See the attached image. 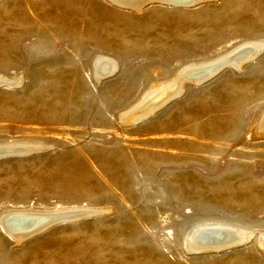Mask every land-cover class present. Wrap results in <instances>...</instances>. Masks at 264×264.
Returning <instances> with one entry per match:
<instances>
[{"label": "rangeland", "instance_id": "1", "mask_svg": "<svg viewBox=\"0 0 264 264\" xmlns=\"http://www.w3.org/2000/svg\"><path fill=\"white\" fill-rule=\"evenodd\" d=\"M145 2L0 0V144L36 148L0 158V216L93 214L25 239L0 225V264H264V48L230 60L264 41V0ZM215 59L159 110L122 119ZM206 221L242 228L239 244L190 251Z\"/></svg>", "mask_w": 264, "mask_h": 264}, {"label": "bare ground", "instance_id": "2", "mask_svg": "<svg viewBox=\"0 0 264 264\" xmlns=\"http://www.w3.org/2000/svg\"><path fill=\"white\" fill-rule=\"evenodd\" d=\"M112 1L123 7L138 8L139 6L141 7L143 4H145L146 3L145 1L148 0H112ZM156 1L167 2V3H182V4L188 2V4L194 5V3L198 4L203 0H188V1L187 0L186 1L156 0ZM189 6L190 5H188L187 7ZM262 48H264V41L259 42L256 45L249 46L245 48V50L239 49V51H235V53H233L234 52L233 50L232 53L230 52L233 56L231 57V59L228 56V59H230L233 62L241 59L243 60L244 58H246V56L252 55L253 53L255 54L256 51ZM218 59L210 60L208 62H205L204 64L193 63L191 66H187L185 69H183L182 73L180 72L179 75L175 77L174 80L172 81L168 80L169 82L167 83L157 82V84L151 87V89L146 93V95L142 98V100L136 106H134V108H131L124 114L125 117H123L122 119H124L125 123H127L128 121L130 122L139 119L142 115L149 113L152 114L155 110L163 106L169 100H172L173 97L177 95L175 94V90L177 89L179 83L180 84L182 83L181 85H184L185 81L190 79H193L194 81L201 80L205 73H208L210 76V73L212 74L213 72H215V70L219 69L218 65H220V62L218 61ZM96 64H97L96 67L98 68L97 70L99 72V70H103V71L104 69L108 70L110 67H112L113 63L112 61L106 58H100L99 60L96 61ZM34 148L35 147H33L32 145L24 142L0 144V154H5L6 152H10V151L25 152L29 150H34ZM43 148H46V146H44ZM90 209L89 208L88 209L69 208L65 210H15L14 209L10 211H5L3 213L1 212L2 215L0 216V221L2 222L4 227H9L11 231L14 232L13 234L15 238L25 239L27 237L33 236L36 232H38L39 230L38 227H42V226L45 227V225L48 226L53 221H56L54 220V218H56V215L72 212L75 215L74 217H78V216L82 217V213L85 212L84 215L86 216L88 214L87 210ZM241 229L242 228L231 223H225V222L218 223V222L206 221L195 225L193 228L191 227L188 236L186 235L187 236L186 241L189 244L190 251L193 252L195 251L200 252L208 248L225 249L239 244L241 240V236H240V233L242 232ZM260 234H261L260 245L264 249V233H260ZM244 235L251 236L252 232L247 230V232H244Z\"/></svg>", "mask_w": 264, "mask_h": 264}, {"label": "water", "instance_id": "3", "mask_svg": "<svg viewBox=\"0 0 264 264\" xmlns=\"http://www.w3.org/2000/svg\"><path fill=\"white\" fill-rule=\"evenodd\" d=\"M186 1V0H185ZM188 1V0H187ZM167 3V2H165ZM170 4H176V5H183V6H188V5H191V4H188V2L186 3H170ZM193 4V3H192ZM195 4V3H194ZM3 83V84H2ZM1 83V86L3 85H11V84H6V82H2ZM25 154H30L29 151H25V152H18V151H10V152H6L5 154H0V158H5V157H8V156H13V155H25ZM85 212L82 213V217H74L75 215L71 212V213H63V214H59V215H56V218H54V220H56V222L52 223V226L54 225H57L59 223H66V222H73V221H77V220H80L82 218H85V217H88V216H92L93 214H90V215H84ZM45 218V217H44ZM0 225L2 226V228L4 229V231L12 238L15 239L14 237V232L11 231V229L9 227H4V225L2 224V222L0 221ZM46 226V225H45ZM44 226L42 227H38L39 230L42 229ZM51 227V226H50ZM50 227H45L42 229L41 232L39 233H42L43 231L49 229ZM37 228V229H38ZM37 231V230H36Z\"/></svg>", "mask_w": 264, "mask_h": 264}]
</instances>
